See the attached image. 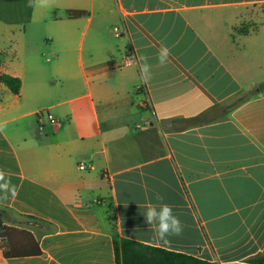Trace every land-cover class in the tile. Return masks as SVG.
Wrapping results in <instances>:
<instances>
[{"label":"crops","instance_id":"0c3cea01","mask_svg":"<svg viewBox=\"0 0 264 264\" xmlns=\"http://www.w3.org/2000/svg\"><path fill=\"white\" fill-rule=\"evenodd\" d=\"M4 74L22 86L0 81V207L56 231L0 264H116L114 235L217 264L264 253V0H0ZM157 196L184 225L168 244L142 215Z\"/></svg>","mask_w":264,"mask_h":264},{"label":"trees","instance_id":"16d2710c","mask_svg":"<svg viewBox=\"0 0 264 264\" xmlns=\"http://www.w3.org/2000/svg\"><path fill=\"white\" fill-rule=\"evenodd\" d=\"M83 11H69V17H77ZM0 81L14 94L20 92L22 82L10 75H1ZM219 117L217 112L211 111L192 119L175 120V130L188 128L214 122ZM0 248L6 259L27 258L43 256L40 246L41 235L56 231V226L48 221L33 216L22 215L9 209L0 207ZM13 214V215H11ZM34 223L31 225L30 223ZM113 245L116 264H217L202 260L191 255L154 247L131 239L113 236ZM252 264H264V253L249 260Z\"/></svg>","mask_w":264,"mask_h":264},{"label":"clouds","instance_id":"9594fccd","mask_svg":"<svg viewBox=\"0 0 264 264\" xmlns=\"http://www.w3.org/2000/svg\"><path fill=\"white\" fill-rule=\"evenodd\" d=\"M43 7L55 6V0H39ZM170 55V49L166 46L158 51L156 59L159 66L164 67L168 63ZM145 62L141 68V78L147 82L152 78V65L147 62V58H144ZM0 191L5 192V198H7V192L9 188L0 186ZM12 194L15 195V191L12 190ZM157 204H148L145 210L142 212L145 223L149 228L153 229L154 238L164 244L169 243V238L173 236H180L184 230V225L180 221L179 217L173 213V207L170 204L163 203V197L157 196Z\"/></svg>","mask_w":264,"mask_h":264},{"label":"built area","instance_id":"2783aa9c","mask_svg":"<svg viewBox=\"0 0 264 264\" xmlns=\"http://www.w3.org/2000/svg\"><path fill=\"white\" fill-rule=\"evenodd\" d=\"M123 34L122 29H120L119 27H115L114 28V35L116 38H121ZM137 63V59H136V55L133 51H131L130 53H128L127 55H125L124 59H123V66H129V65H133ZM144 106H149L148 101H146L144 103ZM43 114V113H42ZM48 118L50 120V122L53 124L55 123L54 118L52 117V115L48 114ZM43 127H41L42 129ZM93 165L91 163L87 164L85 162H82L79 164V169L80 170H87L88 168H92Z\"/></svg>","mask_w":264,"mask_h":264},{"label":"water","instance_id":"95a60500","mask_svg":"<svg viewBox=\"0 0 264 264\" xmlns=\"http://www.w3.org/2000/svg\"><path fill=\"white\" fill-rule=\"evenodd\" d=\"M1 214V213H0ZM31 225H34V223L32 222V223H30Z\"/></svg>","mask_w":264,"mask_h":264},{"label":"rangeland","instance_id":"374dc122","mask_svg":"<svg viewBox=\"0 0 264 264\" xmlns=\"http://www.w3.org/2000/svg\"><path fill=\"white\" fill-rule=\"evenodd\" d=\"M11 215H13V214H11Z\"/></svg>","mask_w":264,"mask_h":264}]
</instances>
